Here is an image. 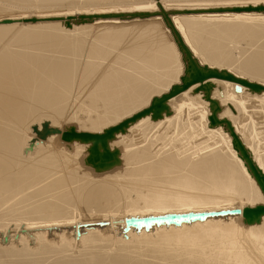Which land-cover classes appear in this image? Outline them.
I'll return each mask as SVG.
<instances>
[{
  "label": "bare ground",
  "instance_id": "obj_1",
  "mask_svg": "<svg viewBox=\"0 0 264 264\" xmlns=\"http://www.w3.org/2000/svg\"><path fill=\"white\" fill-rule=\"evenodd\" d=\"M120 1L0 0V264H264V190L249 164L264 175V0L6 13ZM174 30L198 67L263 89L195 82L114 132L105 166L89 160L92 140L62 139L101 133L189 77Z\"/></svg>",
  "mask_w": 264,
  "mask_h": 264
},
{
  "label": "water",
  "instance_id": "obj_2",
  "mask_svg": "<svg viewBox=\"0 0 264 264\" xmlns=\"http://www.w3.org/2000/svg\"><path fill=\"white\" fill-rule=\"evenodd\" d=\"M262 8H264V6H262ZM133 14L139 15L136 12H134V13H131V16ZM174 34L176 35V37L178 39L179 47L186 50L187 55H188L187 58L190 59V64H188L189 77L181 79L182 82L180 84L173 85L166 93L162 94L158 98H154L148 107L138 111L136 114L132 115L131 117L123 119L119 123L106 128L101 133H92V132H85V131L76 132L71 127L68 131H64L62 133V139L63 140H70L71 138H80V139H84V140H92L93 143H92V147H91V154L89 156V160H95V162L99 163L100 166H105L107 163H109V162L111 163L113 160L112 158L114 157V155H116V151H110L106 146V140L111 138L113 136L114 132L122 130L125 126H127V124L130 121H133L137 117L142 116L144 114H147L149 112H153V116H159L160 112H162V110L166 109L165 108L166 107L165 106L166 99L180 93L184 89H187L191 84H193L195 82H202L205 79H208L211 77L223 78V79H228V80L238 79L237 81L245 84L246 86L250 87L251 89H254V90L263 89V87L261 85L256 84L254 82H249L245 79L236 78L230 72L219 71L217 69H208L206 67H203V68L198 67L197 64L191 59V57L188 53L189 51L186 49V46L184 45L183 39L180 36V34L176 30H174ZM210 121L212 123H214L215 120L213 117H210ZM33 130L35 131V133H37L36 130L34 129V127H33ZM98 146H101L103 148V151H100ZM244 156L246 158H249L246 152L244 153ZM249 164H250V168L252 169L256 178H258V180H260L262 182V187L264 190V175H262L258 171L257 167L252 162L249 161ZM259 209L262 210L263 208H254V209L253 208H244L243 211H244L245 216L248 217L249 219H251L252 218V212L254 213L255 211H258ZM217 214H221V213H216V215ZM148 216H152V215H148ZM148 216H144L143 218H146Z\"/></svg>",
  "mask_w": 264,
  "mask_h": 264
},
{
  "label": "rangeland",
  "instance_id": "obj_3",
  "mask_svg": "<svg viewBox=\"0 0 264 264\" xmlns=\"http://www.w3.org/2000/svg\"><path fill=\"white\" fill-rule=\"evenodd\" d=\"M122 1H120V2H114L115 4H112V5H114L113 8L103 7L105 5H111L110 3L109 4H106V3H103V4H78V5L56 4V5H51V6H47V7L30 5L29 7H16V8H12V10L9 9L6 13L9 14L8 15L9 17H13V16L23 17V16L37 15V14H39V15H46V14L57 15L58 13H61V14H63V13H73V14H75L76 12H79V13H82V12H93L96 9L101 10V12H107V11H116V10H126V9H131L133 7L139 8L138 7V5H139L138 3H142V1H137V0H122ZM169 1H171V0H169ZM169 1H168V3H169ZM173 1L175 2V0H173ZM173 1H171L170 4L167 3L169 7H171V6L175 7V8L172 7V9H176L179 6L180 7L184 6V5H181V4H183L182 3L183 1H184V3L187 4V2H185V0H177V2H175V3ZM178 4H180V5L178 6ZM92 14H94V13H92ZM0 17H4V16L0 14ZM57 21L59 22V21H62V20H57ZM17 24H21V23H17ZM78 115H83V113H81V111H80L78 113ZM236 214L239 215V213H236ZM23 223H22V226H25L26 227L25 223L24 224ZM88 224H91V225H88ZM11 225H14V224L11 223ZM85 225H88V226H85ZM85 225H84V223H82L80 225V227L82 229L83 228H87L88 229V227L89 228H93V225L96 226L97 223L90 222V223H86ZM72 226H74V225H72ZM104 226H107L108 227V223H106ZM53 227H52L53 230H50V231H56L55 229L57 227L56 226H53ZM121 228H122V225H120V229ZM25 229L26 228L20 229L21 231L20 230H18V231L19 232H22V231L25 232ZM12 230L14 231L15 229H12ZM33 230H35V229H30L31 232H33ZM123 231L125 232V235L124 236H126L127 237L126 239H128L127 233L129 231L126 228L123 229ZM82 232H83V230H81V233ZM78 233H76L77 238L79 237L78 236ZM28 235L31 237V234H28ZM10 237L12 238V236H10Z\"/></svg>",
  "mask_w": 264,
  "mask_h": 264
}]
</instances>
